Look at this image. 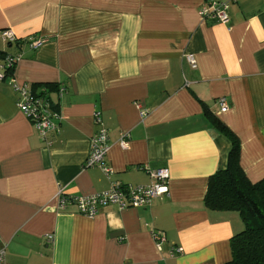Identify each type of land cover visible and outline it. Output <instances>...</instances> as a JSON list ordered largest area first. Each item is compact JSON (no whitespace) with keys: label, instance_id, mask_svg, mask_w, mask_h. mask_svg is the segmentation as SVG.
I'll return each mask as SVG.
<instances>
[{"label":"crops","instance_id":"1","mask_svg":"<svg viewBox=\"0 0 264 264\" xmlns=\"http://www.w3.org/2000/svg\"><path fill=\"white\" fill-rule=\"evenodd\" d=\"M203 1L0 0V64L20 55L0 81V250L8 263L231 259L230 238L244 223L235 211L204 204L230 142L204 107L237 136L249 182L264 178V0H227L226 24L202 21ZM5 29L15 42L2 39ZM33 37L43 39L36 49L27 43ZM11 76L56 103L57 132L38 135L16 106ZM47 84L62 86V97ZM95 112L108 130V176L84 167L100 128ZM158 168L168 170V194L147 206H108L89 217L75 203L58 204L59 191L72 197L104 192L113 182L148 185ZM152 231L165 235L160 250Z\"/></svg>","mask_w":264,"mask_h":264},{"label":"built area","instance_id":"2","mask_svg":"<svg viewBox=\"0 0 264 264\" xmlns=\"http://www.w3.org/2000/svg\"><path fill=\"white\" fill-rule=\"evenodd\" d=\"M229 2L227 0H204L198 7L197 14L202 21L213 20L222 24L229 21L228 17ZM2 39L8 43L15 42L16 37L10 30L1 32ZM43 42L41 37L29 38L27 43L31 49H36ZM20 55H5L3 63L0 64V81L6 75H11ZM188 62L194 67L193 55L187 56ZM9 86L17 93L18 99L16 106L19 111L28 118L33 124L38 135L44 139L50 131H58L61 120L60 113L53 103L50 96L46 93H34L27 83H19L13 79L9 80ZM57 99H60L64 93L62 86H57ZM220 112L228 110V103L224 97L217 99ZM145 111H140L143 116ZM94 123L100 125L96 134L91 138L88 155L84 161V167H97L106 176L111 173V169L106 164V155L110 145L108 143V130L101 125L99 113H94ZM119 145L124 148L127 145L126 137L120 135ZM152 182L148 185H122L119 182H113L110 188L104 192L94 193L86 196L65 197L62 192H58V204L63 207L67 202L75 203L78 212L89 217L97 214L99 208L115 206L118 209L127 207H143L150 204L154 198L163 197L168 194L169 173L166 168H158L149 171ZM152 238L156 248L161 249V244L165 241V235L162 231H152ZM48 238L51 239V236ZM176 252H181L176 248ZM0 264H11L5 260L4 250H0Z\"/></svg>","mask_w":264,"mask_h":264},{"label":"trees","instance_id":"3","mask_svg":"<svg viewBox=\"0 0 264 264\" xmlns=\"http://www.w3.org/2000/svg\"><path fill=\"white\" fill-rule=\"evenodd\" d=\"M46 86L57 89V85ZM204 112L230 142L226 167L209 177L204 204L214 211H235L244 223V228L230 238L231 259L223 264H264V178L249 182L240 166L237 136L206 107Z\"/></svg>","mask_w":264,"mask_h":264}]
</instances>
